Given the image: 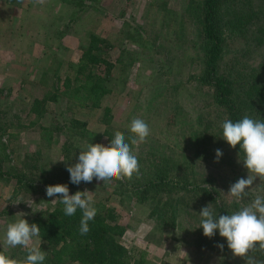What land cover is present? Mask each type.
<instances>
[{
  "label": "rangeland",
  "instance_id": "374dc122",
  "mask_svg": "<svg viewBox=\"0 0 264 264\" xmlns=\"http://www.w3.org/2000/svg\"><path fill=\"white\" fill-rule=\"evenodd\" d=\"M191 1L195 0H0V144L9 155L0 162V170L17 168L39 183L40 170L50 172L62 160V147L71 145L65 130L69 120L85 123L87 139L77 136L72 143L82 151L89 144H103L106 129L123 127L130 143L131 121L140 118L148 124L150 135L145 143L130 145L137 157L146 158L139 175L149 173L162 157L175 164L171 177L179 185L169 184L160 195L174 209V226L161 227L148 216L149 200L145 206L135 205L126 188L121 189L122 199L113 194L117 181L109 184L94 178L91 183L74 184L70 192L91 191L96 203L114 208L117 220L126 226L122 244L132 257L142 254L149 264H246L230 249L220 252L200 243L199 213L209 204L195 189L180 187L207 186L224 202L237 204L227 193L232 184L248 176L243 159L222 138L226 111L213 101L212 89L195 80L202 69L200 37L197 25L183 15ZM91 34L104 40L103 54L114 63L112 92L101 108L71 107V93L63 80ZM247 44L238 40L231 44L221 65L229 62L231 52L246 49ZM250 52L249 63L264 61V43ZM45 94L57 95L58 100L49 103L36 122L28 111L34 98ZM39 125L65 128L52 135L48 146ZM217 149L222 151L218 161ZM60 165H72V159ZM15 186V178L0 176V248L23 264L27 249L4 242L8 224L22 218L29 222L38 212L51 210L59 198ZM256 195L264 196V182L258 177L236 206L240 210Z\"/></svg>",
  "mask_w": 264,
  "mask_h": 264
},
{
  "label": "trees",
  "instance_id": "16d2710c",
  "mask_svg": "<svg viewBox=\"0 0 264 264\" xmlns=\"http://www.w3.org/2000/svg\"><path fill=\"white\" fill-rule=\"evenodd\" d=\"M186 13L183 15H187L186 17L197 25L200 37L198 47L202 51V69L200 74L195 76V80L200 85L212 89L213 101L226 111L227 120L235 123L248 116L254 120L264 121V61L249 63L247 60V57L252 55L251 48L257 49L264 43V0H195L188 4ZM237 40L247 41L245 47L250 51L246 53V49L243 48L239 51L234 50L231 52L232 57L229 58V62L222 66L221 63L229 52V46ZM104 52V40L91 34L82 56L76 62L69 63L68 68L71 73L66 74L63 86L71 93L69 98L71 107L101 108L105 96L112 92L109 81L114 63L103 54ZM57 100V95L45 94L36 97L28 113L34 114L37 122L38 118L48 111V104ZM39 126L41 139L48 146L52 144V135L55 132H63V127L65 128L64 125H55L52 128ZM65 130L71 145L62 147L61 157L63 156L62 160L65 162L72 159L73 165L78 162L80 150L78 145L74 146L72 143L77 142V136L86 138L85 123L73 118L68 121ZM117 131L126 135L123 127ZM115 132H110L109 129L104 131L106 137L104 146L110 144ZM125 138L128 142L127 136ZM232 149L244 159V152L239 145ZM39 152L37 149L36 154ZM7 158L9 155L4 145L0 144V162L3 163ZM137 159L141 166V162L146 158L137 157ZM62 160L50 172L46 168L41 169L38 175L39 183H35L33 176L28 177L17 168H9L5 172L0 170V176L5 174L15 178L17 185L15 187L26 191L37 189L46 191L49 185L66 184L68 188L71 187L72 192L74 184L71 183L70 173L67 171L69 165H60ZM174 168V163L162 157L152 165L149 173L138 177L134 174L130 181H117L118 186L113 188L112 193L119 196L124 192L121 189L126 188L130 192L128 197L131 198V202L137 206H145V202L149 200L148 216L161 227H173L174 209L170 204L167 205V198L160 195L169 184L179 185L178 180L171 177L174 176L172 172ZM180 187L200 192L216 216L231 215L239 210L237 204L224 202L218 192L207 186H191L186 183L181 184ZM71 192L69 189V193ZM119 198L122 199L121 196ZM94 206L97 214L94 220L88 222L90 231L86 235H81L79 231L82 210L77 209L75 215L67 216L64 213V205L59 199L51 210L38 212L29 219V224L35 223L40 227V237L44 241V245L40 247L47 253L43 264H62L65 261L75 264H149L142 254L132 257L122 244L121 239L125 234L126 226L117 220L113 212L114 208L106 209L101 202H95ZM202 237L199 241L207 247L220 252L229 249L226 238L221 237L218 230L212 238L204 234ZM221 244L224 245L223 250L218 247ZM0 253L9 257L2 248ZM251 255L258 261H264V253L260 251Z\"/></svg>",
  "mask_w": 264,
  "mask_h": 264
},
{
  "label": "clouds",
  "instance_id": "9594fccd",
  "mask_svg": "<svg viewBox=\"0 0 264 264\" xmlns=\"http://www.w3.org/2000/svg\"><path fill=\"white\" fill-rule=\"evenodd\" d=\"M39 2L42 3L43 0ZM222 129V138L232 148L239 145L244 152L243 165L248 170V176L232 184L227 193L240 204L248 196V190L257 177L264 182V121L244 116L235 123L225 120ZM130 132V143L126 142L122 132L116 131L108 146L89 144L86 150L80 151L78 162L67 167L71 183H91L95 178L111 184L113 181H130L134 174L138 177L140 166L130 145L145 143L150 135V128L144 120L135 118L131 121ZM221 156L222 151L217 149V161ZM46 195L58 197L67 216L75 215L77 209L82 210L80 234L86 235L90 231L88 222L94 220L97 214L91 191H77L70 195L66 184H57L47 186ZM199 214L204 236L212 238L218 230L219 235L226 238L227 247L234 257L243 258L246 264H264V261H258L251 255L256 251L264 253V196L256 195L250 204L231 215H214L210 204L203 207ZM4 242L9 247L22 246L27 249L28 255L23 264H43L46 258V251H42L40 247V227L35 223L29 224L26 219L8 224ZM218 247L223 250L224 245ZM0 264L19 262L0 253Z\"/></svg>",
  "mask_w": 264,
  "mask_h": 264
}]
</instances>
